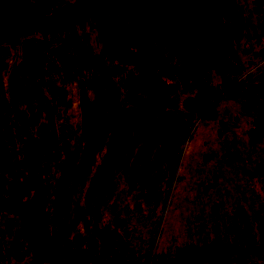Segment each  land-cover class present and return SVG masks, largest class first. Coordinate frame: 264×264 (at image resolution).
Returning a JSON list of instances; mask_svg holds the SVG:
<instances>
[{"label": "rangeland", "instance_id": "rangeland-1", "mask_svg": "<svg viewBox=\"0 0 264 264\" xmlns=\"http://www.w3.org/2000/svg\"><path fill=\"white\" fill-rule=\"evenodd\" d=\"M54 1L64 7L77 0ZM235 1L242 15L236 33L240 59L253 61L241 78L259 82L264 0ZM195 3L202 10L211 5ZM85 32L99 54L95 18L86 21ZM47 54V39L38 32L0 44V197L27 202L44 181L58 255L74 264H155L188 246L215 244L237 250L208 264H233L244 256L243 264H264L258 260H264V131L260 141L250 140L256 114L220 94L216 118L197 121L173 167L155 151H143L135 135L83 139L78 81L67 90L70 107L54 108L45 87ZM102 67L110 72L108 60ZM207 70L220 87L215 70ZM193 97L183 88L169 96L174 107L168 116L183 112ZM121 103L137 113L123 95ZM145 205L152 210H141ZM20 225L19 215L0 213L5 248L14 254L22 251ZM19 264L33 263L27 256Z\"/></svg>", "mask_w": 264, "mask_h": 264}, {"label": "trees", "instance_id": "trees-1", "mask_svg": "<svg viewBox=\"0 0 264 264\" xmlns=\"http://www.w3.org/2000/svg\"><path fill=\"white\" fill-rule=\"evenodd\" d=\"M210 1L202 10L195 0H77L64 7L54 0H0V44L27 32L42 34L48 44L47 94L54 108L70 107L67 90L78 81L83 139L114 132L135 135L143 151L153 150L160 161L176 167L197 121L216 118L220 94L240 101L244 113L257 115L252 142L260 141L264 131V76L259 82L251 76L241 78L253 61L242 62L236 45L240 6L235 0ZM91 17L102 45L97 55L85 32ZM105 59L109 73L102 67ZM208 67L221 78L220 87ZM181 88L194 97L184 102L183 112L170 117L174 105L168 97ZM122 95L136 114L123 107ZM45 184L42 181L27 202L0 197V213L20 216L22 241V251L14 254L5 248V232L0 231V264H19L27 256L33 264H74L56 251ZM5 229L11 235V227ZM236 250L191 245L155 264H208ZM244 259L233 264H243Z\"/></svg>", "mask_w": 264, "mask_h": 264}, {"label": "crops", "instance_id": "crops-1", "mask_svg": "<svg viewBox=\"0 0 264 264\" xmlns=\"http://www.w3.org/2000/svg\"><path fill=\"white\" fill-rule=\"evenodd\" d=\"M141 210H152V208L149 205L142 206Z\"/></svg>", "mask_w": 264, "mask_h": 264}]
</instances>
